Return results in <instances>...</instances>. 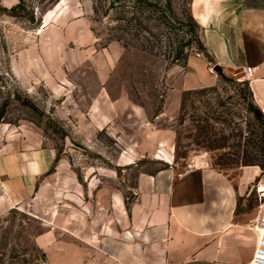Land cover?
<instances>
[{"label": "rangeland", "instance_id": "rangeland-1", "mask_svg": "<svg viewBox=\"0 0 264 264\" xmlns=\"http://www.w3.org/2000/svg\"><path fill=\"white\" fill-rule=\"evenodd\" d=\"M143 1L60 0L44 14L47 5L25 0L26 11L16 16L0 6V149L12 138L37 142L55 152L56 166L64 164L61 180L47 177L36 200L0 217V264H48L40 238L50 223L63 227L66 212L78 230L92 223V192L101 190L104 200L116 193L129 206L138 175L166 162L178 173L197 156L228 172L264 165V130L250 111L243 76L226 82L212 69L216 85L184 92L177 116L160 117L176 52L184 46L188 58L205 56L189 32L191 0ZM102 88L113 97L127 89L148 123L121 116L97 125L90 105ZM70 177L83 191L81 201L70 199L74 205L63 201L74 188L65 185ZM58 237L65 239L59 229ZM73 239L85 245L81 231Z\"/></svg>", "mask_w": 264, "mask_h": 264}, {"label": "crops", "instance_id": "crops-1", "mask_svg": "<svg viewBox=\"0 0 264 264\" xmlns=\"http://www.w3.org/2000/svg\"><path fill=\"white\" fill-rule=\"evenodd\" d=\"M18 3L0 0L6 10ZM190 14L212 61L190 57L186 65L167 72L160 117L177 116L184 92L216 85L218 78H210L212 69L239 78L247 67L254 69L247 79L253 102L264 115V1L191 0ZM175 79L177 89L171 83ZM90 112L99 126L121 116L136 120L140 127L148 123L145 110L130 100L127 89L116 97L107 88L100 89ZM12 139L0 149V217L36 200L47 177L62 179L64 164L56 166L53 150ZM54 168L57 172L48 176ZM67 181L65 185L74 188L63 201L74 205L70 199L81 201L83 191L74 178ZM258 188L264 191V171L258 166L228 172L197 156L191 168L178 173L166 162L155 173L138 175L129 206L119 194L109 193L104 200V190L92 192L98 200L94 221L82 223L78 230L66 212L63 227L55 219L40 245L49 264H251L259 240L251 225L259 210ZM78 231L86 239L82 247L73 239Z\"/></svg>", "mask_w": 264, "mask_h": 264}, {"label": "trees", "instance_id": "trees-1", "mask_svg": "<svg viewBox=\"0 0 264 264\" xmlns=\"http://www.w3.org/2000/svg\"><path fill=\"white\" fill-rule=\"evenodd\" d=\"M59 1L60 0H38V4L39 5H47V7L44 10V14H45V13H47L46 11L48 10L49 7L57 5L59 3ZM115 1L119 2L121 0H115ZM147 1H152V0H147ZM135 2H136V4H139V5L140 4H146V2H144L143 0H135ZM149 6L156 7V5H152V4H150ZM19 10H22L24 12L26 11V2H25V0H19V3L16 6L11 8L10 10H5V12L9 13V14H13L14 16H16V14H17V12ZM168 11L170 13H172V9H171V6L169 4H168ZM188 20H189V32H190V34L192 36V41L197 45L198 50L200 52H202L204 54V56L209 61H212L210 56H209V54H208V52H207V49L205 48V46L201 42L200 35H199V33H200L199 24L195 21V19L192 17L191 14L188 15ZM30 21L34 22V18L30 17ZM40 25H41V19H36V26H40ZM190 44L191 43L188 42V44H186L185 46H188ZM183 48H184V46L180 47L179 50L176 52V56L172 60V62L170 64L171 66H173V65H186L187 60H188V56L184 55V49ZM223 78H224V81H226V82H232L233 81L231 78H227V77H224V76H223ZM243 83L246 85L248 94H249V96H250V98L252 100V102L250 104V111L255 116V119L257 120L259 125L262 126V128L264 130V115L253 102V96H252V92L250 90L249 82L247 80H244ZM191 92H193V91H187L186 95L190 94ZM257 113H260V116H257ZM262 144H263V150H264V136H263ZM260 167H261L262 171H264V165L260 166Z\"/></svg>", "mask_w": 264, "mask_h": 264}, {"label": "built area", "instance_id": "built-area-1", "mask_svg": "<svg viewBox=\"0 0 264 264\" xmlns=\"http://www.w3.org/2000/svg\"><path fill=\"white\" fill-rule=\"evenodd\" d=\"M254 69L247 67L243 70V80H247L252 75ZM257 199L259 202L258 215L251 223L252 228L258 232L259 240L251 264H264V192L258 188ZM49 264V263H48Z\"/></svg>", "mask_w": 264, "mask_h": 264}, {"label": "water", "instance_id": "water-1", "mask_svg": "<svg viewBox=\"0 0 264 264\" xmlns=\"http://www.w3.org/2000/svg\"><path fill=\"white\" fill-rule=\"evenodd\" d=\"M214 71L217 72L218 74H222L220 68H215ZM257 116H260V113H257Z\"/></svg>", "mask_w": 264, "mask_h": 264}, {"label": "bare ground", "instance_id": "bare-ground-1", "mask_svg": "<svg viewBox=\"0 0 264 264\" xmlns=\"http://www.w3.org/2000/svg\"><path fill=\"white\" fill-rule=\"evenodd\" d=\"M262 192H264V191H262Z\"/></svg>", "mask_w": 264, "mask_h": 264}]
</instances>
